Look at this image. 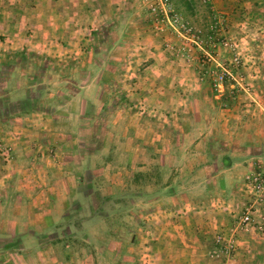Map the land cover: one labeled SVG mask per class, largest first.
Segmentation results:
<instances>
[{
  "label": "rangeland",
  "instance_id": "obj_1",
  "mask_svg": "<svg viewBox=\"0 0 264 264\" xmlns=\"http://www.w3.org/2000/svg\"><path fill=\"white\" fill-rule=\"evenodd\" d=\"M143 1L145 36L158 46L152 53L166 57L164 65L193 67L177 76L181 82L207 87L219 97L215 114L238 116L239 127L264 138V0ZM169 6L173 12L164 13ZM174 16L189 31L171 23ZM101 47L93 59L0 47V264H234L237 251L222 252L215 237L201 250L158 249L153 216H182L191 203L159 201L172 178L161 169L162 155L123 150L136 141L140 115L174 111L143 101L129 85L137 74L122 73V49L105 58ZM224 71L234 79L221 90L214 78ZM178 85L184 94L187 86ZM173 89L158 100L169 102ZM130 114L135 138L125 129ZM253 251L256 260L264 255V247Z\"/></svg>",
  "mask_w": 264,
  "mask_h": 264
},
{
  "label": "crops",
  "instance_id": "obj_2",
  "mask_svg": "<svg viewBox=\"0 0 264 264\" xmlns=\"http://www.w3.org/2000/svg\"><path fill=\"white\" fill-rule=\"evenodd\" d=\"M145 10L143 0H0V47L47 56L71 57L81 52L90 59L98 43L106 44L105 58L122 49V73L137 74L128 79L129 85L138 87L142 100L150 102L153 109L160 103L175 112L171 117L140 115L137 135L130 130L136 120L132 123L133 116L128 115L129 127L126 123L125 129L133 138L136 136V141L131 139L129 150L125 148L123 153L129 155L132 148H137L143 154L162 155L161 169L171 171L172 178L159 201L191 203L182 216L174 212L153 216L159 224H154L156 245L162 251L209 248L217 232L232 227L234 218L228 206L234 209L242 204L241 181L258 161L264 162V138L259 140V133L239 127L238 116L215 114L219 97H210L207 87L201 89L192 79L181 82L177 76L193 74V67H175L173 62L164 65L167 58L152 53L158 46L154 37L145 36ZM149 53L154 61L142 65L151 57ZM166 74L168 81L161 78ZM178 84L187 86L186 91L181 89L184 94ZM172 88L169 102L158 100ZM260 134L264 137V130ZM179 170L185 174L176 176ZM200 190L205 195H200ZM199 203L203 206H197ZM256 247H264V234L241 237L232 262L264 264V255L257 260L249 256Z\"/></svg>",
  "mask_w": 264,
  "mask_h": 264
},
{
  "label": "built area",
  "instance_id": "obj_3",
  "mask_svg": "<svg viewBox=\"0 0 264 264\" xmlns=\"http://www.w3.org/2000/svg\"><path fill=\"white\" fill-rule=\"evenodd\" d=\"M168 0H164V5L168 6ZM158 7L153 8V12L158 14ZM173 12L170 6L164 13ZM171 23L181 25L185 30L188 27L182 23L178 16L171 18ZM199 41V37H195ZM224 46L233 48L228 42H222ZM235 52V49H233ZM241 57L235 53L233 64L236 67L241 66ZM227 77L234 79L229 71L216 73L214 78V86L218 89H224V82ZM240 193L243 198L242 204L233 209L230 205L228 211L233 214L234 223L227 231L217 232L215 235V243L222 252L230 255L236 251L237 245L241 237L262 235L264 234V162L258 161L252 170L249 171L241 181ZM219 256V253H217Z\"/></svg>",
  "mask_w": 264,
  "mask_h": 264
},
{
  "label": "trees",
  "instance_id": "obj_4",
  "mask_svg": "<svg viewBox=\"0 0 264 264\" xmlns=\"http://www.w3.org/2000/svg\"><path fill=\"white\" fill-rule=\"evenodd\" d=\"M102 49H104L105 51H106V44H104V43H102V47H101ZM97 54L100 56V57H103L104 58V56H102V55H100L101 53L98 51L97 52ZM10 56L12 55H14V53H10L9 54ZM22 57H24V55H22ZM97 65H99V62L97 61ZM47 67H49V66H47Z\"/></svg>",
  "mask_w": 264,
  "mask_h": 264
}]
</instances>
